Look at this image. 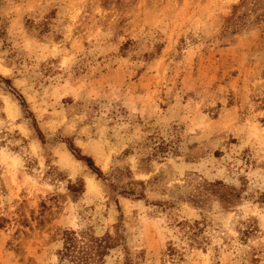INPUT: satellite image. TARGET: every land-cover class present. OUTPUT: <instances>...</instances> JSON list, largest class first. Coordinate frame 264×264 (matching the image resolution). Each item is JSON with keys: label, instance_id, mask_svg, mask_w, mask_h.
Listing matches in <instances>:
<instances>
[{"label": "rangeland", "instance_id": "obj_1", "mask_svg": "<svg viewBox=\"0 0 264 264\" xmlns=\"http://www.w3.org/2000/svg\"><path fill=\"white\" fill-rule=\"evenodd\" d=\"M216 181L235 208L201 202ZM261 194L264 0H0V264L87 230L105 264H264Z\"/></svg>", "mask_w": 264, "mask_h": 264}, {"label": "trees", "instance_id": "obj_2", "mask_svg": "<svg viewBox=\"0 0 264 264\" xmlns=\"http://www.w3.org/2000/svg\"><path fill=\"white\" fill-rule=\"evenodd\" d=\"M10 92L18 99L23 110L27 109L26 102L23 97L10 87ZM64 142V141H63ZM43 143V142H42ZM68 151L79 161L85 163L88 169L98 178H102V173L97 168L90 157L81 154L70 140H65ZM69 188H72L70 186ZM73 189V188H72ZM206 191L201 193V202H207L211 197L215 198L224 210L235 208L243 198V188H235L234 186L226 185L222 182H212L207 184ZM259 202L264 204V194L259 196ZM244 228L238 230L240 240L246 242L258 233V225L254 218H249L246 221H241ZM205 225L195 223L188 228L186 233L189 236L190 242L194 246L201 247L206 240L202 236ZM200 236L202 238L200 239ZM119 239L106 234L103 238H97L91 231H65L62 237V247L57 252L58 264H105V258L109 252L118 246ZM173 248H169V253L174 252ZM124 264H131L129 258H125Z\"/></svg>", "mask_w": 264, "mask_h": 264}, {"label": "bare ground", "instance_id": "obj_3", "mask_svg": "<svg viewBox=\"0 0 264 264\" xmlns=\"http://www.w3.org/2000/svg\"><path fill=\"white\" fill-rule=\"evenodd\" d=\"M92 183V182H91ZM92 185H93V183H92Z\"/></svg>", "mask_w": 264, "mask_h": 264}]
</instances>
